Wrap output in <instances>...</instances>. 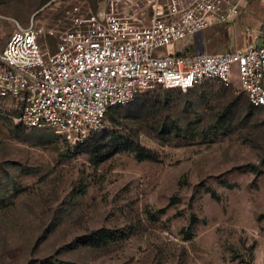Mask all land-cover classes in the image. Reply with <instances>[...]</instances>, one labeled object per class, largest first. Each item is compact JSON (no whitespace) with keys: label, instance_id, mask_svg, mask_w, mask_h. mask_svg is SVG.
<instances>
[{"label":"rangeland","instance_id":"obj_1","mask_svg":"<svg viewBox=\"0 0 264 264\" xmlns=\"http://www.w3.org/2000/svg\"><path fill=\"white\" fill-rule=\"evenodd\" d=\"M74 2L102 0H0V13L33 22L52 52ZM15 26L0 21L3 41ZM203 34L208 51L244 47L264 34V0ZM229 81L145 90L135 100L165 91L175 114L139 124L123 116L129 103L109 110L97 132L135 145L97 166L89 144L72 151L0 112V264H264V107L249 108L236 69Z\"/></svg>","mask_w":264,"mask_h":264},{"label":"built area","instance_id":"obj_2","mask_svg":"<svg viewBox=\"0 0 264 264\" xmlns=\"http://www.w3.org/2000/svg\"><path fill=\"white\" fill-rule=\"evenodd\" d=\"M243 1L74 2L63 10L66 25L52 52L33 22L20 25L0 13V21L16 23L5 41L0 30V112L29 128H52L74 150L103 126L110 106L156 86L228 84L236 69L247 99L264 105V34L215 52L203 34L216 21H231Z\"/></svg>","mask_w":264,"mask_h":264},{"label":"trees","instance_id":"obj_3","mask_svg":"<svg viewBox=\"0 0 264 264\" xmlns=\"http://www.w3.org/2000/svg\"><path fill=\"white\" fill-rule=\"evenodd\" d=\"M166 89H173V88H166ZM175 89H180V88H175ZM164 94L165 91L163 93L149 92L142 95L141 98L137 100H135L137 98L136 97L134 99L135 101L133 100L129 102V110L125 111V113L123 114L124 118H126V120L134 124H139L141 122L150 121L151 119H154L155 117L159 116L164 112H168L169 115L172 114L174 115L175 113L173 112H175V110H174V103L172 102V98L168 97L167 95L165 96ZM248 102L250 109H253L254 107H260L252 104L249 100ZM118 106L121 105L110 106L108 108V111L116 109ZM261 107H264V105H261ZM126 127L127 126H125V128ZM98 132L96 131L95 133H93L89 141L77 146L74 150H72V151H76L82 145L89 144L90 145L88 150L89 161L95 166L99 165L103 159L115 153L120 148L130 147L135 145V144L130 145V141L127 138V134L125 132L122 133V131H118L117 129L111 131H101V133ZM96 135L99 136L96 137ZM100 135L103 137H100ZM134 149H135V155L138 158L151 157V154L149 152L145 150H141L139 147H135Z\"/></svg>","mask_w":264,"mask_h":264},{"label":"crops","instance_id":"obj_4","mask_svg":"<svg viewBox=\"0 0 264 264\" xmlns=\"http://www.w3.org/2000/svg\"><path fill=\"white\" fill-rule=\"evenodd\" d=\"M257 35H259V34H257ZM258 37L260 38L261 36H257L256 38H258ZM259 38H258V39H259Z\"/></svg>","mask_w":264,"mask_h":264}]
</instances>
